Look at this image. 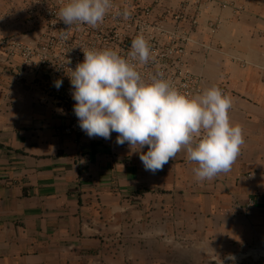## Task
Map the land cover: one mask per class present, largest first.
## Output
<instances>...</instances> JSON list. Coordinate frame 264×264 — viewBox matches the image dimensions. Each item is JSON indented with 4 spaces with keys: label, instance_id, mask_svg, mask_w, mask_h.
<instances>
[{
    "label": "crops",
    "instance_id": "1",
    "mask_svg": "<svg viewBox=\"0 0 264 264\" xmlns=\"http://www.w3.org/2000/svg\"><path fill=\"white\" fill-rule=\"evenodd\" d=\"M114 1L169 14L203 92L231 100L239 156L201 181L185 149L152 172L116 132L66 135L65 53L28 63L23 50L60 40L68 0H0V264H213L264 249V0Z\"/></svg>",
    "mask_w": 264,
    "mask_h": 264
},
{
    "label": "clouds",
    "instance_id": "2",
    "mask_svg": "<svg viewBox=\"0 0 264 264\" xmlns=\"http://www.w3.org/2000/svg\"><path fill=\"white\" fill-rule=\"evenodd\" d=\"M111 7L110 0H68L61 9L64 24L102 23ZM131 60L147 63L151 50L145 37L138 35L131 45ZM70 78L74 113L79 127L90 137L126 142L140 151L146 170L163 169L182 149L198 180H211L230 171L244 144L240 125L229 116L231 100L218 87L187 96L161 76L150 82L142 79L129 58L110 49L88 50ZM62 80L55 81L59 89ZM62 111V110H61ZM147 146L145 153L143 149ZM228 260L235 261L229 255Z\"/></svg>",
    "mask_w": 264,
    "mask_h": 264
},
{
    "label": "built area",
    "instance_id": "3",
    "mask_svg": "<svg viewBox=\"0 0 264 264\" xmlns=\"http://www.w3.org/2000/svg\"><path fill=\"white\" fill-rule=\"evenodd\" d=\"M110 2L111 7L103 22L95 27L78 23L68 26L62 21L60 23V40L47 41L44 46L38 49L26 47L23 50V55L28 63H31L35 57H39L44 62L51 61L52 57H49V51L52 46H56L65 53V57L60 59L58 77L68 84V95L63 101L68 121L63 129L66 135H74L78 138L87 135L79 127L78 118L73 110L76 102L72 98L73 89L69 78L77 64L83 62V51L110 49L118 52L122 57L129 58L132 41L142 34L151 50L150 59L143 64L138 59L131 60L129 58V60L136 66V70L144 81L150 82L153 76H161L172 87L187 96L192 97L203 92L201 81L190 72L184 62L186 40L182 35L170 36L165 28L169 23V14L161 18H154L150 9L123 12L116 9L114 0H110ZM181 10L183 11V9ZM51 16L56 18L57 13L51 11ZM176 32L180 33V30L177 29ZM167 39L169 40L167 41ZM250 250L254 254L259 252L258 249Z\"/></svg>",
    "mask_w": 264,
    "mask_h": 264
},
{
    "label": "rangeland",
    "instance_id": "4",
    "mask_svg": "<svg viewBox=\"0 0 264 264\" xmlns=\"http://www.w3.org/2000/svg\"><path fill=\"white\" fill-rule=\"evenodd\" d=\"M264 249H261L257 253H251L249 257H245V259H235V261L228 260L226 258L223 259H215L213 261V264H264V256L262 255V252ZM247 255V253H246Z\"/></svg>",
    "mask_w": 264,
    "mask_h": 264
},
{
    "label": "bare ground",
    "instance_id": "5",
    "mask_svg": "<svg viewBox=\"0 0 264 264\" xmlns=\"http://www.w3.org/2000/svg\"><path fill=\"white\" fill-rule=\"evenodd\" d=\"M262 252V251H261ZM262 255L264 256V251L262 252Z\"/></svg>",
    "mask_w": 264,
    "mask_h": 264
}]
</instances>
